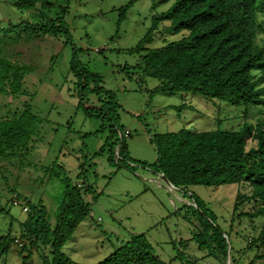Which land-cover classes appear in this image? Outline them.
Listing matches in <instances>:
<instances>
[{
	"label": "rangeland",
	"instance_id": "rangeland-1",
	"mask_svg": "<svg viewBox=\"0 0 264 264\" xmlns=\"http://www.w3.org/2000/svg\"><path fill=\"white\" fill-rule=\"evenodd\" d=\"M46 3L49 8L40 12H20L9 0H0V31L29 22L53 26L61 23L68 32L41 37L0 33L1 56L32 68L24 78L27 95L0 96V110L3 105L20 108L26 102L40 121L33 150L16 159L23 172L18 173L15 167L11 169L13 175L6 174L9 186L29 204L44 207L53 223L65 185L77 186L84 179L88 188L84 201L89 204L90 214L61 250L76 264H97L117 244L133 235H144L164 262L186 264L194 260L196 263L189 264H215L191 241L198 225L189 209L190 199L168 188L147 169L136 166L127 171L116 166L108 151L109 129H101L100 120L85 116L79 105L76 79L70 71L73 54L78 67L97 74L101 87L113 94L119 105L117 128L123 133L127 131L124 138L127 154L139 163H154L156 152L150 143L154 135L183 128L226 130L231 125L241 126L244 121L252 125L264 123V107L251 106L245 110L243 106L209 101L190 93L152 95L158 85L156 81L146 78L138 82L140 73L133 67L139 64V55L129 52L147 33L152 15L167 10L172 0H46ZM123 7L128 8L119 20ZM257 24L255 43L264 48V11L258 12ZM167 26L168 23H163L160 29ZM178 38L166 32L156 33L152 43L145 47H160ZM87 101L91 105L84 108L98 104L92 94H88ZM102 147L104 150L95 156ZM15 175L20 178L19 183ZM236 188V185L195 186L191 190L217 216L218 225L227 229ZM0 189L4 192L2 184ZM24 205L23 201L6 204L5 212L0 213V238L11 232L15 239L22 240L19 224L28 217ZM260 225L261 222H255L251 227L245 218L236 220L230 229L232 234L229 233L232 247H244L246 239L256 236ZM22 241L31 256L11 244L10 252L0 258V264H43L38 252ZM184 241L183 248L180 242Z\"/></svg>",
	"mask_w": 264,
	"mask_h": 264
},
{
	"label": "trees",
	"instance_id": "trees-1",
	"mask_svg": "<svg viewBox=\"0 0 264 264\" xmlns=\"http://www.w3.org/2000/svg\"><path fill=\"white\" fill-rule=\"evenodd\" d=\"M9 1L20 12H40L49 8L46 0ZM127 8L120 9L119 20L125 16ZM263 11L264 0H172L167 10L152 15L147 33L129 52L139 55V64L133 67L139 70L138 82L146 78L156 81L158 85L151 91L152 95L190 93L209 101L243 106L245 110L251 106L264 107V48L255 43L257 14ZM163 23L168 26L160 29ZM164 32L179 38L160 47H145L152 43L156 33ZM0 33L41 37L68 32L61 23L53 26L21 22ZM78 66L73 54L70 71L76 79L79 105L85 116L100 120L101 129H109L108 151L116 166L127 171L137 166L160 179L163 176L173 190L190 199L189 209L198 225L191 241L213 258L215 264H258L259 261L264 264V123L258 121L252 125L244 121L241 126L231 125L226 130L183 128L174 133L154 135L150 138L156 152L154 163H139L127 154L126 131L123 133L117 128L119 105L113 94L101 87L97 74ZM31 71V67L0 54V96L25 97L28 92L23 86L24 78ZM88 94L94 95L98 104L84 108L91 105L87 101ZM39 124L36 113L26 102L20 108L3 105L0 110V185L4 186V192L0 189V213L5 212L6 204L17 205L23 201L28 217L19 224L21 239L38 252L43 264H76L61 250L90 214L89 204L84 201L88 192L84 179L77 186L65 185L52 223L47 210L29 204L16 194L6 177L7 173L13 175L11 169L15 167L18 173L23 172L16 165V159L33 150ZM15 176L19 183L20 178ZM224 185L237 186L227 229L218 225L217 216L191 190L195 186L217 188ZM243 218L251 227L255 222L261 225L255 237L246 239L241 249H235L230 243V229L236 220ZM14 240L11 232L0 238V258L10 252ZM22 240L19 239L22 251L31 256ZM185 243L180 242V245L184 248ZM249 253L253 255L249 257ZM189 263L196 261H186ZM97 264L171 263L156 256L144 235H133L117 244L115 250Z\"/></svg>",
	"mask_w": 264,
	"mask_h": 264
},
{
	"label": "built area",
	"instance_id": "built-area-1",
	"mask_svg": "<svg viewBox=\"0 0 264 264\" xmlns=\"http://www.w3.org/2000/svg\"><path fill=\"white\" fill-rule=\"evenodd\" d=\"M125 134H128L127 131L125 132ZM14 204H16V202ZM24 211H25V209H24ZM13 245H15L16 248H22V243L18 239L14 240Z\"/></svg>",
	"mask_w": 264,
	"mask_h": 264
},
{
	"label": "water",
	"instance_id": "water-1",
	"mask_svg": "<svg viewBox=\"0 0 264 264\" xmlns=\"http://www.w3.org/2000/svg\"><path fill=\"white\" fill-rule=\"evenodd\" d=\"M162 178V181L165 183V185L168 187V188H170L171 190H173V187L170 185V184H168V182L165 180V178L163 177V176H161Z\"/></svg>",
	"mask_w": 264,
	"mask_h": 264
}]
</instances>
